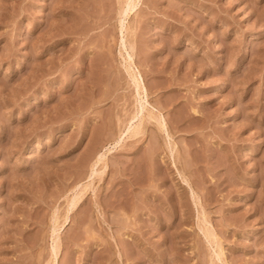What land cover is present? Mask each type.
Masks as SVG:
<instances>
[{
	"label": "rangeland",
	"instance_id": "rangeland-1",
	"mask_svg": "<svg viewBox=\"0 0 264 264\" xmlns=\"http://www.w3.org/2000/svg\"><path fill=\"white\" fill-rule=\"evenodd\" d=\"M128 2L0 0V264H264V0Z\"/></svg>",
	"mask_w": 264,
	"mask_h": 264
},
{
	"label": "bare ground",
	"instance_id": "bare-ground-1",
	"mask_svg": "<svg viewBox=\"0 0 264 264\" xmlns=\"http://www.w3.org/2000/svg\"><path fill=\"white\" fill-rule=\"evenodd\" d=\"M135 6H136V0H130V2H128V4H127V7H128V8L126 9V11H130V12H131L132 10H134ZM129 58H131V56H130ZM130 60H131V59H130ZM131 61H132V60H131ZM129 69H130V68H129ZM133 73H134V72H133ZM133 73H132V77H133L134 81L136 82V87H137L138 94L141 95V94H140V91L143 89V87H142V85H141V83H140V80H138L137 76L134 75ZM140 109H141V108H140ZM143 110H144V107H143ZM140 111H141V110H140ZM140 111H139V112H140ZM141 113H142V112H141ZM150 114H151V113H150ZM154 119H155V118H154ZM156 120H157V119H156ZM142 121H143V120H142ZM135 126H136V125H135ZM140 128H141V127H140ZM130 131H131V130H130ZM138 132H139V125H138V127L136 126V128L133 127V129H132V131H131L132 134H137ZM100 156H102V155L100 154ZM100 156H99L98 158H95L96 160L98 159L97 161L95 160V161H96V164L102 160V157H103V156H102V157H100ZM104 156H105V155H104ZM103 158H104V157H103ZM94 163H95V162H94ZM96 164H95V165H96ZM95 165H94L93 167H95ZM77 197H78V195H76L75 198H73V201H72V199H71V202H72V203H71V205H72L71 207H75V206L77 205L78 198L81 199V195H80L78 198H77Z\"/></svg>",
	"mask_w": 264,
	"mask_h": 264
}]
</instances>
